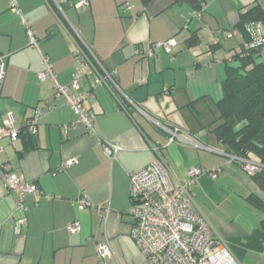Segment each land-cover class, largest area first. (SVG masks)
<instances>
[{"label": "crops", "instance_id": "0c3cea01", "mask_svg": "<svg viewBox=\"0 0 264 264\" xmlns=\"http://www.w3.org/2000/svg\"><path fill=\"white\" fill-rule=\"evenodd\" d=\"M14 1L37 48L30 46L9 0H0V126L8 115L19 129L36 109L43 115L32 145L22 137L15 143L0 141V264H148L129 235V175L155 160L153 148L170 167L172 182H184L190 167L232 168L215 178L200 175L190 188L194 199L206 192L209 180L221 188L231 182L247 190L237 179L240 165L230 161L214 129L220 124L217 104L226 69L234 65L232 57L243 41L237 31L231 38L227 34L252 0H199V12L173 0H151L145 7L140 0H88L79 9L63 6L60 18L53 0ZM74 39L115 72L118 88L114 94L93 85L94 76L80 77L79 91L90 93L82 103L93 115L90 130L76 122L64 97L54 98L53 82L38 78L40 51L56 82H71L78 70ZM169 39L176 42L170 54L156 49L154 57L148 56L153 44ZM158 126L179 128L183 141L168 145ZM108 145L120 148L114 159L104 151ZM70 160L75 163L61 169ZM8 171L39 191L25 197V210L4 188ZM252 184L254 192L245 202L264 214L254 203L264 207V192ZM82 199L90 206L79 210L75 203ZM207 220L229 249V242L248 241L264 223L263 218L247 233ZM75 223L79 229L70 233ZM97 245L109 246L112 256L99 260Z\"/></svg>", "mask_w": 264, "mask_h": 264}, {"label": "built area", "instance_id": "2783aa9c", "mask_svg": "<svg viewBox=\"0 0 264 264\" xmlns=\"http://www.w3.org/2000/svg\"><path fill=\"white\" fill-rule=\"evenodd\" d=\"M53 1L60 15H64L61 8L62 3H68L77 9L88 4V0H76L75 3L73 0ZM9 2L11 11L19 17L25 28L30 46L37 48V41L26 21L21 17L16 2L14 0H9ZM122 8L130 10L127 5ZM175 46L174 39L155 43L148 51V56L154 57L156 49L170 54ZM73 48L78 70L72 75L68 85L56 82L49 59L40 51L43 69L38 78L41 81L50 79L55 90L54 98L64 97L66 105L76 116V122L90 130L93 115L82 105L90 93L79 91V79L81 76L92 75L94 76L93 85H104L115 94L118 91L114 80L115 72L105 69L101 62L94 57L92 51L80 40H73ZM3 78V64L0 63V81ZM42 115L43 113L36 109L33 116L28 118L20 129L14 127L13 117L8 115L3 125L0 126V141L8 138L14 143L18 140L21 131L35 136ZM158 127L166 133L168 145L176 141H183L179 128ZM119 149L118 146L108 145L105 146L104 151L108 157L114 159ZM153 151L155 160L143 169L129 175L130 216L133 219L129 235L146 262L148 264H241L200 211L190 189L202 174H207L212 178L217 177L222 166L211 171L189 168L186 171L187 179L184 182H172L170 167L163 159L159 149L153 148ZM229 158L235 159L231 156ZM239 161L242 169L250 175L261 169V165L257 163L247 160ZM74 163V160H70L61 169ZM3 185L6 192L14 193L17 196L16 207L22 210H25V197L39 192L34 184L23 181L20 176L10 171L3 174ZM75 204L79 210L90 206L86 199ZM78 229L77 223L68 227L70 233L77 232ZM96 253L101 261L112 256V251L107 245H97Z\"/></svg>", "mask_w": 264, "mask_h": 264}, {"label": "trees", "instance_id": "16d2710c", "mask_svg": "<svg viewBox=\"0 0 264 264\" xmlns=\"http://www.w3.org/2000/svg\"><path fill=\"white\" fill-rule=\"evenodd\" d=\"M150 1L140 0V3L145 7ZM173 2L189 4L198 12L202 8L199 0ZM65 5L71 6L62 3L61 8ZM56 16L61 17L59 13ZM234 31L241 35L243 41L238 44L232 57L234 65L226 69L222 82L223 98L217 104L220 124L214 133L226 147L227 156L235 158L230 161L239 164L241 169L239 160L261 165L260 171L252 174V179L264 192V61L260 60L264 53V7L256 2L248 6L239 14L237 24L228 32L227 38L233 37ZM21 137L32 145L35 136L21 131ZM254 203L264 209L262 203L255 200ZM254 240L264 242V223L247 242Z\"/></svg>", "mask_w": 264, "mask_h": 264}, {"label": "rangeland", "instance_id": "374dc122", "mask_svg": "<svg viewBox=\"0 0 264 264\" xmlns=\"http://www.w3.org/2000/svg\"><path fill=\"white\" fill-rule=\"evenodd\" d=\"M251 2H256V4L264 7V0H252ZM260 60L264 61V53ZM190 168L201 169L199 167ZM231 169L232 168L222 169L218 176L229 172ZM241 170L244 173H241L240 170L236 168V171L240 174V177L237 179L242 180L243 183L240 182V184L245 187L247 185V190L249 191L235 186L231 182H226V187L221 188L215 184L212 185V180H209L211 183L208 185V187H206V192L203 193L202 191L203 194L201 193L200 195H197L195 200L207 218L212 217L215 224L225 228L238 227L249 233L251 230H254L258 227L260 220L264 218V214L255 210L254 208H251L245 202L244 197L250 194V190L251 192H254L250 188L255 187L252 186V183L255 182L246 176V174H250L245 172L243 169ZM257 191L258 195H262L259 190ZM228 244L230 246L231 253L237 260H239L241 264H264V242L239 241L236 243L231 241Z\"/></svg>", "mask_w": 264, "mask_h": 264}]
</instances>
